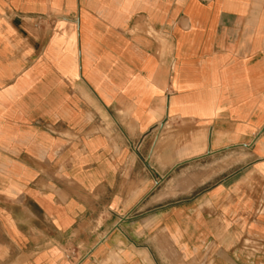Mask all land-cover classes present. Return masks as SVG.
<instances>
[{
	"label": "crops",
	"instance_id": "0c3cea01",
	"mask_svg": "<svg viewBox=\"0 0 264 264\" xmlns=\"http://www.w3.org/2000/svg\"><path fill=\"white\" fill-rule=\"evenodd\" d=\"M0 264H264V0H0Z\"/></svg>",
	"mask_w": 264,
	"mask_h": 264
},
{
	"label": "rangeland",
	"instance_id": "374dc122",
	"mask_svg": "<svg viewBox=\"0 0 264 264\" xmlns=\"http://www.w3.org/2000/svg\"><path fill=\"white\" fill-rule=\"evenodd\" d=\"M173 126L171 124L166 125L164 130H163V135H162V140L167 136V134L171 133L173 131Z\"/></svg>",
	"mask_w": 264,
	"mask_h": 264
}]
</instances>
